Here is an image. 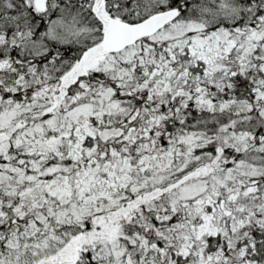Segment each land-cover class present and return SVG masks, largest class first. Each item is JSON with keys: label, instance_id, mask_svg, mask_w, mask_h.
<instances>
[{"label": "snow or ice", "instance_id": "obj_1", "mask_svg": "<svg viewBox=\"0 0 264 264\" xmlns=\"http://www.w3.org/2000/svg\"><path fill=\"white\" fill-rule=\"evenodd\" d=\"M0 264H264V0H0Z\"/></svg>", "mask_w": 264, "mask_h": 264}]
</instances>
